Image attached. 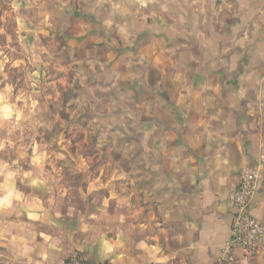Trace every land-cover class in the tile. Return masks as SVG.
I'll use <instances>...</instances> for the list:
<instances>
[{
  "label": "clouds",
  "instance_id": "1",
  "mask_svg": "<svg viewBox=\"0 0 264 264\" xmlns=\"http://www.w3.org/2000/svg\"><path fill=\"white\" fill-rule=\"evenodd\" d=\"M0 264H264V0H0Z\"/></svg>",
  "mask_w": 264,
  "mask_h": 264
},
{
  "label": "crops",
  "instance_id": "2",
  "mask_svg": "<svg viewBox=\"0 0 264 264\" xmlns=\"http://www.w3.org/2000/svg\"><path fill=\"white\" fill-rule=\"evenodd\" d=\"M69 180L71 181V177H69Z\"/></svg>",
  "mask_w": 264,
  "mask_h": 264
}]
</instances>
